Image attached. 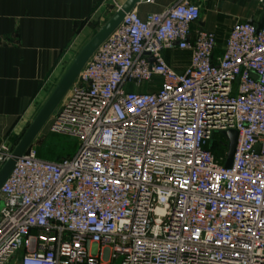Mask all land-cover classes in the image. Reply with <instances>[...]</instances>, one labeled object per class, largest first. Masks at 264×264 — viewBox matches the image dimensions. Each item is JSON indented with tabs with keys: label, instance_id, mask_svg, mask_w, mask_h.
I'll return each instance as SVG.
<instances>
[{
	"label": "built area",
	"instance_id": "obj_1",
	"mask_svg": "<svg viewBox=\"0 0 264 264\" xmlns=\"http://www.w3.org/2000/svg\"><path fill=\"white\" fill-rule=\"evenodd\" d=\"M200 17L134 10L97 50L48 122L78 151L31 148L1 187L0 264H264V23L237 22L220 52Z\"/></svg>",
	"mask_w": 264,
	"mask_h": 264
},
{
	"label": "crops",
	"instance_id": "obj_2",
	"mask_svg": "<svg viewBox=\"0 0 264 264\" xmlns=\"http://www.w3.org/2000/svg\"><path fill=\"white\" fill-rule=\"evenodd\" d=\"M126 1L0 0V146L17 144L73 63L80 43H87ZM178 1H147L135 11L145 20ZM188 1L201 11L192 29L215 33L220 52L237 22L259 23L264 16L256 0ZM165 55L177 71L184 69L187 58L173 51Z\"/></svg>",
	"mask_w": 264,
	"mask_h": 264
},
{
	"label": "water",
	"instance_id": "obj_3",
	"mask_svg": "<svg viewBox=\"0 0 264 264\" xmlns=\"http://www.w3.org/2000/svg\"><path fill=\"white\" fill-rule=\"evenodd\" d=\"M147 1L148 0H127L84 45L55 90L52 92L44 106L39 111L34 121L31 123L21 139L17 142L10 156L0 168V190L5 180L14 170L17 162L33 147L36 139L44 130L54 112L60 106L74 83L77 81L79 75L84 70L87 63L92 59L97 50L122 25L127 14L133 12L137 5ZM249 23L255 24L254 21H249ZM263 23L264 19L257 23L258 29L263 27ZM223 134L229 140L228 158L225 166L226 168H230L233 163L239 135L235 130H230L224 132ZM118 264H120V261Z\"/></svg>",
	"mask_w": 264,
	"mask_h": 264
},
{
	"label": "rangeland",
	"instance_id": "obj_4",
	"mask_svg": "<svg viewBox=\"0 0 264 264\" xmlns=\"http://www.w3.org/2000/svg\"><path fill=\"white\" fill-rule=\"evenodd\" d=\"M86 42L80 43L77 47L73 57L75 58L81 49L84 47ZM155 82H160L161 78H155ZM148 84H144V87ZM145 92V90H142ZM215 140L218 142H227V137L223 134H217ZM80 141L75 137L68 135L52 133L49 130V124L46 125L44 130L36 139L33 149L36 151L37 155L43 159H60L73 156L79 149ZM15 147V144L11 146V150ZM3 208L2 197L0 196V211Z\"/></svg>",
	"mask_w": 264,
	"mask_h": 264
},
{
	"label": "trees",
	"instance_id": "obj_5",
	"mask_svg": "<svg viewBox=\"0 0 264 264\" xmlns=\"http://www.w3.org/2000/svg\"><path fill=\"white\" fill-rule=\"evenodd\" d=\"M213 152L216 156L220 155L223 151H224V148L222 146H219V145H213Z\"/></svg>",
	"mask_w": 264,
	"mask_h": 264
}]
</instances>
